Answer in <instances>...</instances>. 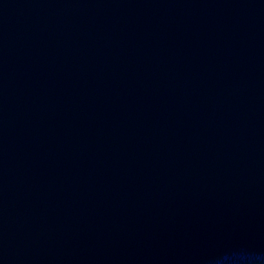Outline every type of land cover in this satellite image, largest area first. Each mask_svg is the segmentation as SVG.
<instances>
[{"label": "water", "instance_id": "water-1", "mask_svg": "<svg viewBox=\"0 0 264 264\" xmlns=\"http://www.w3.org/2000/svg\"><path fill=\"white\" fill-rule=\"evenodd\" d=\"M0 264H264V0H0Z\"/></svg>", "mask_w": 264, "mask_h": 264}]
</instances>
